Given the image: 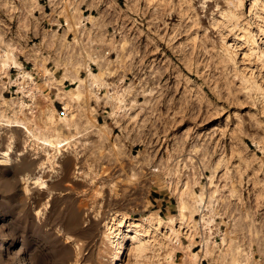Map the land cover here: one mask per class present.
Masks as SVG:
<instances>
[{"label": "rangeland", "instance_id": "obj_1", "mask_svg": "<svg viewBox=\"0 0 264 264\" xmlns=\"http://www.w3.org/2000/svg\"><path fill=\"white\" fill-rule=\"evenodd\" d=\"M94 2L114 22L108 61L91 65L99 98L76 61L85 44L52 50L48 35L28 37L27 17L22 44L4 39L15 5L33 7L0 0V53L6 42L28 67L40 57L42 76L22 96L0 68V118H24L20 101L31 103L36 134L0 122V264H192L194 252L199 264H236L235 248L244 264H264V0ZM66 53L73 68L58 63L62 74ZM66 71L83 78L79 99L60 96L77 92ZM179 189L190 204H215L182 218Z\"/></svg>", "mask_w": 264, "mask_h": 264}, {"label": "crops", "instance_id": "obj_2", "mask_svg": "<svg viewBox=\"0 0 264 264\" xmlns=\"http://www.w3.org/2000/svg\"><path fill=\"white\" fill-rule=\"evenodd\" d=\"M94 1L95 0H83L81 5L79 6L80 8L75 9V10L73 9V7L68 5L65 0H57V1L53 0L54 3L50 2L49 0H46L45 3H41L40 0H37L38 3L32 9H28L25 5H22L20 3L16 4L14 7V12L11 13V16L14 20L13 23H9L7 20H5L8 25L15 26L12 32L13 33L16 32V33L10 35L11 31L8 28L2 26L1 30L4 32V33L2 32V37H4V39L6 37L12 38L16 40V42H18L19 44H22V41L19 40L18 38L19 33H20L19 29L21 27V20H23V18H26V17L28 18V21L30 23L29 24L30 35H28V37L30 38L32 36L37 37V38L39 37L41 41L43 34H45L46 36L48 35V37L51 38V44L53 45L51 48L52 50H53V47H55L56 45L57 46L60 45V47H62L66 43H73L75 40H81L82 42H86L88 34L95 33V35L98 34L101 37H104V36L106 37L105 31L109 30V28L113 26L114 24L113 19H112L113 12L108 6L100 7L97 4V2H94ZM75 11L77 12L74 13ZM77 16L83 17L85 19L84 29H86L85 31L90 32V33L87 32V34L84 35V37L79 35L80 32H79V28L77 27L78 26ZM18 52H19V47L17 50V60L21 62L22 68L20 69L17 67L15 68L11 67L8 73H9V78H11L12 72L13 71L16 72L17 75L15 79L12 78L13 80H17L16 82H13V86L15 87L14 91H16L17 93H21L20 92L21 85L25 86V84H31V85L37 84L38 76L39 78L42 77L41 72H40L41 69L38 68L39 66L36 65V62H39V61L41 62V60L39 57L38 59L36 58V61L34 62L32 59L33 56L29 55V58H25V60L30 59L29 61H31L30 63H32L31 66L28 67L27 65L28 62L26 63L24 61H21L20 60L21 52L19 54ZM42 56L44 57L43 54ZM62 61L63 62L58 60L56 62L57 63L56 67L58 71L61 70L63 74L64 72L63 66L69 65V68L71 69L73 67L70 64L71 60L69 59L67 53L64 54V60ZM58 63L62 64L63 66H60ZM45 66L47 68V65ZM42 67H44V65H42L41 68ZM25 70L28 71V73H30L31 78L28 76H25V73H27ZM82 72L86 73V70L84 68H79L78 69L79 76H82ZM20 73L21 75H19ZM61 80H62V75H61ZM62 81L72 83L70 79H64ZM2 97H5V95L2 94ZM97 120L99 121V118H97ZM165 195H168V200L169 199L171 200V197L173 196L176 197L171 192L170 194L166 193ZM161 200L164 201L162 205L166 203L164 204V208L167 209L169 207L167 198L164 196ZM216 215H215V220L218 217Z\"/></svg>", "mask_w": 264, "mask_h": 264}, {"label": "bare ground", "instance_id": "obj_3", "mask_svg": "<svg viewBox=\"0 0 264 264\" xmlns=\"http://www.w3.org/2000/svg\"><path fill=\"white\" fill-rule=\"evenodd\" d=\"M31 1V6L34 7L38 2L37 0H30ZM52 3L53 0H49ZM55 1V0H54ZM57 1V0H56ZM66 3L70 6L73 7V9H79L81 3L83 2V0H65ZM69 6V7H70ZM77 11H75L74 13H76ZM78 15V13H77ZM78 17V16H77ZM76 17V19H77ZM85 23V19L83 17H78V28H79V35H86L87 32L89 31H85L86 29H84V24ZM77 24V23H76ZM75 24V25H76ZM83 27V28H82ZM76 28V27H75ZM55 32V31H54ZM56 33V32H55ZM90 33V32H89ZM97 34V32H96ZM80 37V36H79ZM87 41L86 42H82L81 40H76V42L78 44L82 43L86 45V48H88L89 50L86 51V53L83 55V57L80 55V57H76L77 58V64L83 65L86 69H87V80L86 83L88 85V90L91 93H94L96 95V97H100V88L103 86L104 80H102L96 72H94L91 69V65L92 63H99L101 66L105 65V63L108 61V57L107 55L109 54V50H107L105 48L106 45H108V42L104 40V37L102 39V37H100L98 34L95 35V33L93 34H88L87 35ZM4 48H2L1 53H0V68H1V73L3 72L5 74V76L8 78L9 77V69L11 67H17V68H22V64L21 62H19L17 60V53H16V46L13 45V43H6L4 42ZM22 71V70H21ZM26 71V70H25ZM27 73H25V76L31 77L30 73H28V71H26ZM21 75V73L19 74ZM65 76L69 77L73 83L77 84V92L76 94L72 95V96H68V93L64 90L61 91V98L64 100H67L69 98L75 100V99H79L80 96L83 94L82 92V84H83V78L79 77L77 74L74 73H70L69 71L65 72ZM17 80H13L12 78H9V82H16ZM20 90L23 92V95L28 96L30 93L27 92L25 86L21 85L20 86ZM20 91V92H21ZM19 111L24 115V118L22 117H1L0 118V122L3 124H13L15 126H20V127H25L26 130L28 131V133L31 134V136L36 137V134L34 133V131L32 129H28L26 127V122L29 119V117L27 116V113H32V104L31 103H26L23 100L20 101L19 104ZM23 107L28 109V112H25L23 110ZM70 107L68 106V103L65 104V110L63 112L60 113L59 119L62 122L68 123L70 120L73 121L75 118L73 117L75 115V113L72 114V116L68 117V113ZM26 118V119H25ZM75 127H79V123L75 122L74 124H72ZM104 131H106V127H104ZM103 134H106L105 132H103ZM43 141L44 144L48 145V146H55L58 149H61V147H63L64 145H67L68 143H70V140L65 138V139H52L49 136L48 137H44L41 139ZM134 177V172L129 176L130 179H133ZM178 192V207H179V212L182 215V218H184L185 216V210L186 208H190V216L192 217V215L197 212V211H202V209H200L202 206V204L204 203V198L203 196H200V200L197 199L195 200L192 204L189 203L188 199H186L184 197V189H179L177 190ZM209 201L208 204L206 205V208L208 209L210 207V205H214L215 201L214 196L211 195L209 197ZM206 213L202 214V219L203 221L206 223V225L211 224V220H213L212 217H207V215H205ZM211 214V213H210ZM210 214H208V216H210ZM213 222V221H212ZM133 232L135 233L134 235H137L138 233L134 230H130L129 232H127V236H132ZM129 244L126 246L128 247ZM131 248H124L123 253L128 252ZM120 251V250H119ZM122 251V250H121ZM233 259L234 262L236 264H244V260H248L247 257H243L238 258V254H237V248H235V250L233 251ZM194 254V258H193V262L192 264H199L200 263V255L197 254L196 252L193 253ZM117 257V256H116ZM119 257V256H118ZM116 264V263H115Z\"/></svg>", "mask_w": 264, "mask_h": 264}]
</instances>
